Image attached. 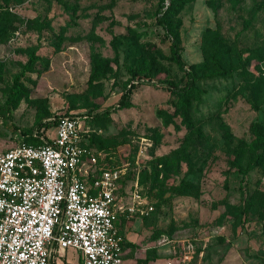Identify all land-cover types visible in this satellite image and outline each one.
<instances>
[{
    "label": "rangeland",
    "instance_id": "1",
    "mask_svg": "<svg viewBox=\"0 0 264 264\" xmlns=\"http://www.w3.org/2000/svg\"><path fill=\"white\" fill-rule=\"evenodd\" d=\"M159 14L160 0H0V149L135 83L84 123V166L119 173L126 260L264 264V0H171L168 30ZM174 43L197 77L185 95L169 89L188 79Z\"/></svg>",
    "mask_w": 264,
    "mask_h": 264
},
{
    "label": "built area",
    "instance_id": "2",
    "mask_svg": "<svg viewBox=\"0 0 264 264\" xmlns=\"http://www.w3.org/2000/svg\"><path fill=\"white\" fill-rule=\"evenodd\" d=\"M84 122L62 116L55 136L34 129L38 143L0 149V264H52L67 249L82 264H130L117 226L127 211L119 173L84 166Z\"/></svg>",
    "mask_w": 264,
    "mask_h": 264
},
{
    "label": "trees",
    "instance_id": "3",
    "mask_svg": "<svg viewBox=\"0 0 264 264\" xmlns=\"http://www.w3.org/2000/svg\"><path fill=\"white\" fill-rule=\"evenodd\" d=\"M166 1L167 0H160V13L157 16V20L158 23L161 24L165 29L168 30L169 28V23L167 22L166 19V13H167V9L170 6L171 0L169 1V5L166 7ZM173 53H174V60L175 63L178 65V67L180 69H182L183 71L186 72L187 75V82L185 85L183 86H179V85H175V84H169V89L173 92H176L180 95H185L190 93L191 91H193L196 88V81H197V77L195 75V72L193 70V66L192 65H188L186 63V61H184L180 51H179V46L177 43L173 44ZM137 87V85L135 83H132L129 87H127L126 91L122 94L118 104L116 106H110L108 108H106L105 110H103L101 113H91L90 111L87 112H83V111H76V112H66L63 114H55V115H49L47 117H43L41 119H39L37 121V123L30 128L28 131L26 132H22L21 136H20V142L21 143L23 141H29L31 143H38V141L34 138L31 137L32 135V131L34 129H39L41 131H45L53 126H56L60 117L62 116H66V115H79L82 118L85 119V122L89 119L92 120L95 117H100V116H106L109 115L113 109L115 108H123V107H127L130 102H131V97L133 94L134 89ZM84 122V123H85ZM257 137L259 139V141H264V136L258 132L257 133ZM85 142V137L82 140V144L84 145ZM261 158V154H255L252 163L249 165V167H247L246 172H248L249 168L253 165V164H258L260 162ZM125 245V244H124Z\"/></svg>",
    "mask_w": 264,
    "mask_h": 264
},
{
    "label": "crops",
    "instance_id": "4",
    "mask_svg": "<svg viewBox=\"0 0 264 264\" xmlns=\"http://www.w3.org/2000/svg\"><path fill=\"white\" fill-rule=\"evenodd\" d=\"M119 220H117V226ZM126 243V239H125ZM125 254L127 257V252H126V244H125ZM128 260L130 258H127ZM80 263L82 264V256L80 253L74 249H67V250H59L58 252L55 253L53 262L52 264H77Z\"/></svg>",
    "mask_w": 264,
    "mask_h": 264
}]
</instances>
